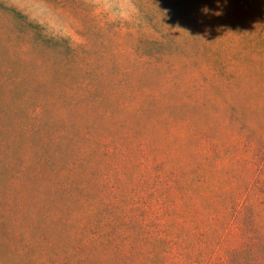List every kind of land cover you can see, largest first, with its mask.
<instances>
[{
	"label": "rangeland",
	"instance_id": "1",
	"mask_svg": "<svg viewBox=\"0 0 264 264\" xmlns=\"http://www.w3.org/2000/svg\"><path fill=\"white\" fill-rule=\"evenodd\" d=\"M134 2L0 0V264H264V0Z\"/></svg>",
	"mask_w": 264,
	"mask_h": 264
},
{
	"label": "clouds",
	"instance_id": "2",
	"mask_svg": "<svg viewBox=\"0 0 264 264\" xmlns=\"http://www.w3.org/2000/svg\"><path fill=\"white\" fill-rule=\"evenodd\" d=\"M92 2L112 21L134 23L139 16V9L134 0H92ZM75 42L82 43V40L77 39Z\"/></svg>",
	"mask_w": 264,
	"mask_h": 264
}]
</instances>
